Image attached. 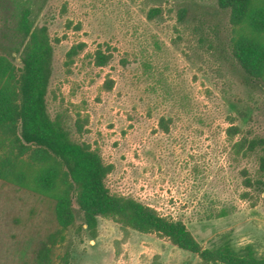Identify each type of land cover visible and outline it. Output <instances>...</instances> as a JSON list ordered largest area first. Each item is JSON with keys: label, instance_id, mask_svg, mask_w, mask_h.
I'll return each mask as SVG.
<instances>
[{"label": "rangeland", "instance_id": "374dc122", "mask_svg": "<svg viewBox=\"0 0 264 264\" xmlns=\"http://www.w3.org/2000/svg\"><path fill=\"white\" fill-rule=\"evenodd\" d=\"M22 1L53 41L50 112L88 120L81 139L114 166L111 192L183 222L209 254L264 261V194L245 184L259 178L263 152L234 148L264 139V89L232 57L229 14L217 0H0V44H9ZM153 9L160 14L151 19ZM81 43L68 70L66 54ZM100 48L113 56L104 68L94 62ZM12 60L20 66V53ZM232 127L239 134L230 136ZM55 205L0 179V264H206L107 216L95 234L78 212L64 229Z\"/></svg>", "mask_w": 264, "mask_h": 264}, {"label": "trees", "instance_id": "16d2710c", "mask_svg": "<svg viewBox=\"0 0 264 264\" xmlns=\"http://www.w3.org/2000/svg\"><path fill=\"white\" fill-rule=\"evenodd\" d=\"M217 5L229 14L232 57L251 83L264 89V0H217ZM157 14L160 9H153L149 17L154 19ZM31 17L27 2H17L14 26L4 35L9 44H0V179L55 201L56 216L64 229L75 223L78 212L95 234L98 218L107 216L130 228L155 232L174 246L200 255L206 264H264L251 254L238 257L228 249L209 254L183 222L161 216L132 196L111 192L106 180L114 166L104 162L98 148L81 139L88 120L80 113L73 121L64 113L53 116L50 112L47 97L54 46L48 27L35 25ZM85 46L74 45L67 52L68 70ZM14 52L20 53V66L12 60ZM112 57L100 48L94 54L95 65L104 68ZM113 86L109 80L104 88L110 91ZM229 134L236 136L239 129L232 127ZM234 148L242 156L257 149L263 152L259 178L247 179L245 184L264 194V139L243 138Z\"/></svg>", "mask_w": 264, "mask_h": 264}]
</instances>
